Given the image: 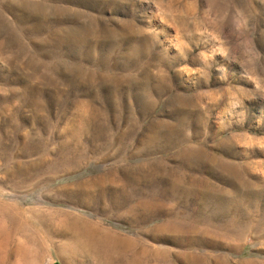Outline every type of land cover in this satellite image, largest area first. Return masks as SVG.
Segmentation results:
<instances>
[{
  "label": "rangeland",
  "instance_id": "374dc122",
  "mask_svg": "<svg viewBox=\"0 0 264 264\" xmlns=\"http://www.w3.org/2000/svg\"><path fill=\"white\" fill-rule=\"evenodd\" d=\"M0 264H264V0H0Z\"/></svg>",
  "mask_w": 264,
  "mask_h": 264
},
{
  "label": "bare ground",
  "instance_id": "6f19581e",
  "mask_svg": "<svg viewBox=\"0 0 264 264\" xmlns=\"http://www.w3.org/2000/svg\"><path fill=\"white\" fill-rule=\"evenodd\" d=\"M81 234L83 235V233H81ZM80 240H81V239H80ZM114 242H115L116 244H119V245L121 244V243L119 242V240H117V241L114 240ZM108 251H109V250H108Z\"/></svg>",
  "mask_w": 264,
  "mask_h": 264
}]
</instances>
